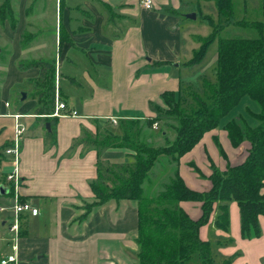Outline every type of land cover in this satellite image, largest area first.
<instances>
[{
  "label": "crops",
  "instance_id": "crops-1",
  "mask_svg": "<svg viewBox=\"0 0 264 264\" xmlns=\"http://www.w3.org/2000/svg\"><path fill=\"white\" fill-rule=\"evenodd\" d=\"M97 1L61 0L56 8L54 54L58 47L60 60L56 55L48 60L56 61L59 97H64L63 103L69 111L77 112L78 117L58 118L57 144L49 146L45 139L46 122L34 113H27L29 108L23 106L14 112L32 115L27 120H35L33 129L27 130L23 138L19 171L23 182L21 200L30 201L38 209L37 216H23L18 264H139L137 202L111 201L87 212L86 205L96 201L90 185L98 177L100 157L97 151L76 144L84 129L95 130L92 120L116 118L119 122L155 117L156 107L164 105V93H177L182 87L192 86L191 78H183L190 77L187 70L199 67L201 75L208 71L204 63L187 66L200 43L195 35H182L176 16L181 9L178 0H155L156 11L146 10L140 0ZM23 18L20 12L17 27L10 26L14 47L11 71L20 75L10 87L34 81L40 75L36 69L18 73L14 60L19 57L34 60L30 57H40L39 52L49 47L45 44L40 49L31 43L24 48L20 31L27 23ZM246 98L240 104L245 101V108L258 113ZM240 104L218 129L204 135L181 159L180 175L190 189L206 192L211 188L210 182L201 180L195 168L208 178L212 174L211 160L225 171L228 164H241L247 157V143L234 148L225 131L232 120L245 118V113L233 114ZM35 105L31 104V111ZM245 119L251 126L256 125L252 117L251 121ZM218 144L227 159L221 156ZM130 154L127 150L109 149L101 159L119 164ZM4 156L1 165L6 174L12 163L5 152ZM0 186L8 188L7 182ZM220 204L215 205L208 225L200 229L201 239L214 244L215 264H260L258 258H264V236L250 242L240 241L241 212L236 202L230 203L229 233L218 230L215 221ZM181 207L194 220L202 215L200 203L183 202ZM9 219L3 220L1 231H9ZM259 221L264 232L262 217ZM13 245L11 239L6 246L0 244V249L12 255ZM242 249L245 255L238 254Z\"/></svg>",
  "mask_w": 264,
  "mask_h": 264
},
{
  "label": "trees",
  "instance_id": "trees-1",
  "mask_svg": "<svg viewBox=\"0 0 264 264\" xmlns=\"http://www.w3.org/2000/svg\"><path fill=\"white\" fill-rule=\"evenodd\" d=\"M213 1L219 16L232 22L235 0ZM0 20L2 24L9 21L12 28L17 27L18 19L11 0L0 8ZM237 25L259 30L261 35L248 39H219L217 66L211 76L203 75L199 81L202 90L188 86L177 93H164L166 110L157 106L155 117L120 120L116 127L111 120H103L101 124L99 119L92 120L95 130L84 129L76 144L97 151L100 157L98 177L90 185L96 201L86 205L87 212L111 201L137 202L139 264H215L214 244L201 239L200 229L210 222L217 203H221L215 221L218 230L229 233L230 203L236 202L241 212L242 236H261L259 219L264 217V23L239 21ZM218 35L215 30L206 38L196 37L200 47L187 66L203 63L209 46ZM18 69L40 71L38 78L31 81V101L36 104L33 112L41 121L50 124L46 144L56 145L58 118L51 117L55 111L56 61L20 63ZM245 97L260 108L258 113H250L256 125L251 126L240 117L229 122L225 131L234 148L247 143V157L241 164H228L225 171L213 166L208 191L190 189L180 175L181 159L204 135L218 129L222 120ZM155 124L161 128L159 132L154 130ZM168 131L174 132V139ZM159 135L165 139V144L155 146ZM109 149L127 150L131 154L122 163L102 168L101 157ZM223 157L226 158L224 152ZM4 160L0 149V162ZM161 163L166 169L160 174L171 175L167 182L161 183V189L153 193L155 169ZM183 202L200 203L201 217L192 219L182 209Z\"/></svg>",
  "mask_w": 264,
  "mask_h": 264
},
{
  "label": "rangeland",
  "instance_id": "rangeland-1",
  "mask_svg": "<svg viewBox=\"0 0 264 264\" xmlns=\"http://www.w3.org/2000/svg\"><path fill=\"white\" fill-rule=\"evenodd\" d=\"M98 2L97 0H95ZM8 0H0V8H2L4 5H6ZM115 4H120L121 2L125 1H112ZM181 4V9L178 11L176 16L178 17V20H180V29L182 30V35H185L186 33L195 35L196 37H203L206 38L212 33L217 30L218 32V38H216L212 44L209 46L205 59L203 63L205 64L207 73L203 75L211 76V74L214 72L216 66H217V59H218V45H219V39L224 38H232V39H248V38H257L260 37V31L255 30L251 27L246 26H239L237 23L239 21H245V22H263L264 23V0H246L247 3H245L244 0H235V11H234V17L232 19V22L228 23L223 17H220L217 9L215 7V3L213 0H178ZM60 1L59 0H11V5L13 7V11L15 12V16L19 20V13L21 12L24 14L23 20L26 21L27 25L26 27L20 31V40L24 44V48L29 46L31 43H33L32 47L38 46V48H42L43 45L48 44L49 47L44 52H39L38 58H35L33 56L30 57V59L35 60H48L52 59L54 55H56L59 59L60 55L58 52V47H56V54L55 53V38L54 33L56 31V8H58ZM154 11L158 10L156 9V5L154 4ZM167 9V7H165ZM170 13V12H168ZM165 12L164 14L167 16H170L171 14H168ZM195 15V19H189L188 16ZM11 24L8 22H5L4 24L1 23L0 20V149H2V153L4 154L5 148L9 144L11 146V142L14 137V126H15V120L10 118L9 116H6L8 114H13L16 110L21 109L22 106L26 109L27 113H34L31 111V104L33 103L31 101V97L33 95L32 90V83L27 81L24 82V84H14L10 87L13 81H17V77L20 78V75H15L11 70L14 68L11 63L13 62V51L14 47L12 46V39L11 31H10ZM222 26V27H221ZM58 30V28H57ZM11 33V34H10ZM10 34V36H9ZM14 34V33H13ZM264 35V34H263ZM13 36V35H12ZM14 36H16L14 34ZM186 36V35H185ZM52 49L54 51H52ZM185 55L182 56V60H184ZM60 60V59H59ZM28 61L27 58H23L20 60L19 58H16L14 60L15 67H18L20 63H26L31 62ZM202 64V63H201ZM18 73H21L20 70L16 69ZM193 69L192 71L187 70V74L190 77L183 76L184 79H190L191 78V85L194 86V89L196 91H200L201 86L199 81L204 76L201 75V69L198 67L197 70ZM185 70H182V74H184ZM192 73L194 75L191 77ZM56 80L57 79V73H56ZM57 83V82H56ZM189 85V83H188ZM10 87V90L8 91V88ZM57 88V87H56ZM63 90L65 88L63 87ZM25 93L27 98L25 101L22 102V94ZM247 100H250L251 102L250 107L254 110L259 112L260 108L257 103H255L253 100L248 97ZM56 100V96H55ZM64 97L60 96V101L63 102ZM56 102V101H55ZM245 102V101H244ZM242 102L238 109L233 112V114H239V113H245L244 117L248 120L251 119L250 117V109L245 108V104ZM6 104V106H5ZM7 104L9 106L7 107ZM164 110H166L165 105L162 106ZM255 108V109H254ZM23 109V108H22ZM3 114V115H2ZM232 114V115H233ZM100 124L103 123V119H99ZM27 123L28 130L31 132L33 129V123L35 120H21L22 122ZM251 121V120H250ZM114 127V126H113ZM154 128V127H153ZM157 129V130H156ZM154 128L155 131H158L159 127ZM28 132V133H29ZM169 136L171 139H174L175 135L173 131H168ZM165 139L160 137V135L156 138L154 141L155 146L164 145ZM219 147V146H218ZM220 154L223 157V150L222 147H219ZM106 154V153H105ZM6 155V154H5ZM226 155V154H225ZM8 157V156H7ZM224 158V157H223ZM9 159V157H8ZM127 159V158H126ZM227 159V156H226ZM116 161V160H114ZM212 163L211 169H213V166L216 167L213 163V161H210ZM0 162V183L7 182V179L5 180L6 175L8 176L12 170L13 167L11 164L9 165L10 168L6 171L1 165ZM114 165H117L116 162L112 161H106L103 158L101 159V167H113ZM6 166V165H5ZM217 168V167H216ZM166 169L165 166L161 163L160 166H158L155 170L157 171L154 178L156 179L151 187V190L153 193H157L156 191L161 189V183L167 182L169 179V176L171 175H164L160 174V172ZM220 170L219 168H217ZM198 176L203 181H209V177H205L203 175V171L201 170H195ZM221 171V170H220ZM154 180V179H153ZM23 186L21 187L22 190ZM155 195V194H153ZM157 195V194H156ZM22 201V200H21ZM30 202V201H29ZM14 200L11 197V194L8 196H1L0 197V231L3 230L1 225L3 220H5L8 217L13 218V211H14ZM86 208V207H85ZM1 209H4L3 211ZM10 220V219H9ZM262 220H264V217H262ZM260 229H261V236L259 238L256 237H250L245 238L240 236L241 242H250L256 239L262 238L264 235L261 221H259ZM9 228V227H8ZM13 237V234H11L9 231H1L0 232V244L3 246H6L7 241H10ZM231 242L236 243L235 240H232ZM243 249L241 252H238L239 255L243 254ZM9 256L7 252H4L0 249V264H1V257L3 256ZM245 255V253L243 254ZM238 258H241V256H237ZM235 259V258H234ZM260 259V264H264V258H258Z\"/></svg>",
  "mask_w": 264,
  "mask_h": 264
},
{
  "label": "built area",
  "instance_id": "built-area-1",
  "mask_svg": "<svg viewBox=\"0 0 264 264\" xmlns=\"http://www.w3.org/2000/svg\"><path fill=\"white\" fill-rule=\"evenodd\" d=\"M61 1V0H59ZM142 6L146 10L154 9L155 0H140ZM55 111L54 114L51 116L53 118H77L78 114L75 111H69L66 104L60 101L58 88H56V100H55ZM9 104H7V107ZM9 116L10 118L15 120L14 126V137L11 142V146H9L5 154L11 159L13 170L7 176V187L9 189V195L13 198L14 204V211H13V218L10 219L8 227L9 232L13 234L12 241L13 245V254L9 255L1 260V264H18V252H19V241L21 238V231H22V223H23V216L30 214L32 216L38 215V209H36L33 203L29 201H21V187L23 186V182L20 176L19 165H20V155H21V148L23 138L28 130L26 123L21 120H25L28 118H32V115L27 114H20V113H13ZM112 124L117 125L118 121L116 118L110 119ZM154 128H157V125H154ZM2 211L4 209H1Z\"/></svg>",
  "mask_w": 264,
  "mask_h": 264
},
{
  "label": "water",
  "instance_id": "water-1",
  "mask_svg": "<svg viewBox=\"0 0 264 264\" xmlns=\"http://www.w3.org/2000/svg\"><path fill=\"white\" fill-rule=\"evenodd\" d=\"M188 18L189 19H195L196 16L195 15H190V16H188ZM0 52H1V50H0ZM26 98H27L26 94L23 93L22 94V102L25 101ZM46 128H47L48 131H50V124H47ZM0 193H1L2 196H5V195L9 194V189L5 188L4 186H0Z\"/></svg>",
  "mask_w": 264,
  "mask_h": 264
}]
</instances>
